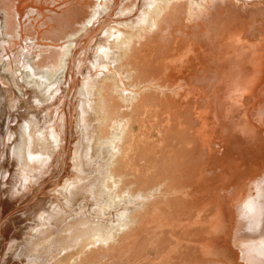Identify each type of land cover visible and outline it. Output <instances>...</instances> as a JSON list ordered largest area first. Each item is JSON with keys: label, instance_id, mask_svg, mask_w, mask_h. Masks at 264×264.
Listing matches in <instances>:
<instances>
[{"label": "bare ground", "instance_id": "1", "mask_svg": "<svg viewBox=\"0 0 264 264\" xmlns=\"http://www.w3.org/2000/svg\"><path fill=\"white\" fill-rule=\"evenodd\" d=\"M68 1L0 0V264H264V0Z\"/></svg>", "mask_w": 264, "mask_h": 264}, {"label": "rangeland", "instance_id": "2", "mask_svg": "<svg viewBox=\"0 0 264 264\" xmlns=\"http://www.w3.org/2000/svg\"><path fill=\"white\" fill-rule=\"evenodd\" d=\"M98 0H89L90 2V5H93L97 2ZM101 3H103V5L106 7V6H110L111 8H113V15L112 17L115 15L116 11L118 10V8H120V5H122L123 7H126L128 5H136L138 2V0H100ZM144 2H148V0H143ZM71 5H76V0H69L67 2V5H63L64 8H66L67 6H71ZM50 7H53L55 8V13L54 11L51 12V14L53 16H60L63 11H62V5H56V6H53V5H49ZM121 6V7H122ZM52 9V8H51ZM68 9V8H67ZM56 14V15H54ZM44 37L47 41H49L51 39V34H48V33H44ZM152 60V59H151ZM152 65V64H151ZM153 66V65H152ZM149 70L154 73V75H158V71L157 69H155L154 67H150ZM0 82H2L3 85H5L6 83L0 79ZM11 98L13 99L14 96L11 95V94H8L7 93V98ZM76 117L78 118V121H77V125H76V136L79 138L80 141H87V134L89 133V135L91 134L92 130H93V127L91 126L90 124V120H89V117L87 115H85L81 109L78 107L77 108V112H76ZM12 124V123H11ZM14 126V124H12ZM65 128L66 126H64L62 129H61V134L62 133H65ZM10 135V131L8 128H2V131H1V140H0V145H6L8 144V140H6V138L8 139ZM2 138H4V140H2ZM61 144V143H60ZM60 152V151H59ZM88 156V154H87ZM0 161L4 162V161H7V159L5 160L4 156L2 154H0ZM85 164L89 165L90 163H88V161H84ZM19 165V164H18ZM7 166V165H6ZM20 166V165H19ZM2 167V165H0V168ZM54 168V170H53ZM68 168H69V161H65V160H62L60 162H57L56 161H50L49 162V165L48 166H40L38 167V173L39 174H49V173H52L50 175H47L46 177H42V179H46L45 181L47 182V184L56 179L57 177L55 178H49L51 175H53V173H55L56 171L59 172L58 176L60 175V173H66L63 177H65L66 175H68L69 171H68ZM8 172V169H6V174ZM131 174H133V171H131ZM41 177V176H39ZM42 180V181H43ZM13 182V181H12ZM7 185V184H6ZM38 183L36 185L33 186V190L35 191L38 187ZM7 186H11V184H8ZM36 192V191H35Z\"/></svg>", "mask_w": 264, "mask_h": 264}]
</instances>
